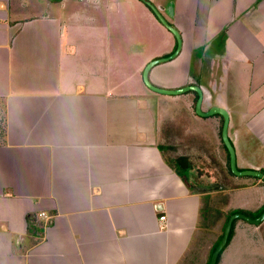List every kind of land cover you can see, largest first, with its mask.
Masks as SVG:
<instances>
[{
  "label": "crops",
  "instance_id": "1",
  "mask_svg": "<svg viewBox=\"0 0 264 264\" xmlns=\"http://www.w3.org/2000/svg\"><path fill=\"white\" fill-rule=\"evenodd\" d=\"M146 2L181 37L150 83L264 173V0H0V264H184L264 210L222 117L143 83L176 48Z\"/></svg>",
  "mask_w": 264,
  "mask_h": 264
},
{
  "label": "water",
  "instance_id": "2",
  "mask_svg": "<svg viewBox=\"0 0 264 264\" xmlns=\"http://www.w3.org/2000/svg\"><path fill=\"white\" fill-rule=\"evenodd\" d=\"M147 6L151 9L153 14L158 19V21L169 32H171V34L174 36V38L176 40V48H175L174 52H172L169 56L152 60L145 66V68L143 69V72H142L143 83L151 91L156 92L158 94H162V95L173 96V95H179V94H182V93H185L188 91L195 92L198 96L196 104H195V112L198 116L209 117V116L217 114V115H220L223 119V124H222V129H221V139H222V142H223V144H224V146L228 152V155H229V166H230L231 172L236 176L254 177V178H258L264 182V173L263 172L254 171V170L239 171L237 169L235 151H234V148L231 145L230 140L228 138L229 115H228L226 110H224L223 108L217 107V106H213L210 108L209 111L201 112V102H202V98H203V93H202V90L198 86H186V87H183V88H180L177 90H165V89L157 88L150 83L148 75H149L151 68H153L154 66H156L158 64L168 62V61L174 59L179 54V52L181 50V37H180V34L177 32V30L175 28H173L171 25H169L164 20V18L161 16L159 11L153 5H151L150 3H147ZM235 220H243L246 223L251 224V225H255V226L260 225L264 221V210L262 211V213L257 218H254V219L249 218L248 216H246L245 214H242V213L232 214L228 218L225 229L223 231L221 241L218 244V246L216 247V249L214 250V252L212 253L209 264H216L219 254L222 252V250L225 248V246L227 244L228 237H229L231 227H232V223Z\"/></svg>",
  "mask_w": 264,
  "mask_h": 264
},
{
  "label": "rangeland",
  "instance_id": "3",
  "mask_svg": "<svg viewBox=\"0 0 264 264\" xmlns=\"http://www.w3.org/2000/svg\"><path fill=\"white\" fill-rule=\"evenodd\" d=\"M3 130L4 115L0 110V140L2 139ZM249 216L254 217L253 214ZM209 231L208 234H212L214 230H204V232ZM216 233L220 235L222 228H218ZM202 237L205 240L202 244L196 246L192 254L189 253V257L184 264L206 263L209 256V246H207V240L209 239L206 234ZM219 264H264V221L255 226L243 220H237L232 239L222 253Z\"/></svg>",
  "mask_w": 264,
  "mask_h": 264
},
{
  "label": "trees",
  "instance_id": "4",
  "mask_svg": "<svg viewBox=\"0 0 264 264\" xmlns=\"http://www.w3.org/2000/svg\"><path fill=\"white\" fill-rule=\"evenodd\" d=\"M52 1L58 2V1H61V0H52ZM262 211H263V210H262ZM262 211L259 212V213H257V214H253L254 217H250V216H249V215H250L249 213H247V212H243V211H239V210H234V211L229 212V213L226 215V218H225L224 224H223V226H222V233L219 235L217 241L213 244V246H212V248H211V250H210V252H209L208 259H207V261H206L205 264H209L212 253L214 252V250L216 249V247L218 246V244H219L220 241H221V238H222V235H223V231H224V229H225V226H226V223H227V221H228V218H229L232 214H235V213H242V214H245L246 216H248L249 218L254 219V218H257V217L262 213ZM251 215H252V214H251ZM236 221H237V220H235V221L232 223V227H231V231H230V234H229V237H228L227 244H226L225 248L222 250V252L219 254V256H218V258H217V262H216V264L219 263V261H220V257H221V255H222V253L224 252V250H225L226 247L229 245V243H230V241H231V239H232V236H233V233H234V227H235Z\"/></svg>",
  "mask_w": 264,
  "mask_h": 264
},
{
  "label": "built area",
  "instance_id": "5",
  "mask_svg": "<svg viewBox=\"0 0 264 264\" xmlns=\"http://www.w3.org/2000/svg\"><path fill=\"white\" fill-rule=\"evenodd\" d=\"M160 220H161V221H164V220H165V216H161V217H160Z\"/></svg>",
  "mask_w": 264,
  "mask_h": 264
}]
</instances>
